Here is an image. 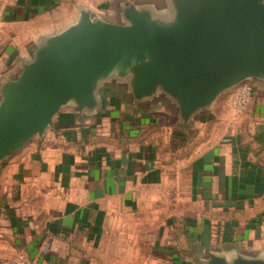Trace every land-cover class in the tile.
Returning <instances> with one entry per match:
<instances>
[{"label": "crops", "instance_id": "crops-1", "mask_svg": "<svg viewBox=\"0 0 264 264\" xmlns=\"http://www.w3.org/2000/svg\"><path fill=\"white\" fill-rule=\"evenodd\" d=\"M0 103L51 39L132 11L174 25L179 0H2ZM237 114L227 90L184 112L162 83L103 76L0 160V257L31 264L264 261V79Z\"/></svg>", "mask_w": 264, "mask_h": 264}, {"label": "water", "instance_id": "water-1", "mask_svg": "<svg viewBox=\"0 0 264 264\" xmlns=\"http://www.w3.org/2000/svg\"><path fill=\"white\" fill-rule=\"evenodd\" d=\"M130 66L138 93L162 83L184 112L245 80L264 79V0H179L174 25L135 10L125 24L83 14L5 92L0 160L41 134L68 101L85 102L99 79Z\"/></svg>", "mask_w": 264, "mask_h": 264}, {"label": "built area", "instance_id": "built-area-1", "mask_svg": "<svg viewBox=\"0 0 264 264\" xmlns=\"http://www.w3.org/2000/svg\"><path fill=\"white\" fill-rule=\"evenodd\" d=\"M4 10L3 1L0 0V21ZM251 85L246 82L240 83L233 94L232 109L239 114L242 112L251 100ZM0 264H31L25 253L20 252L10 257H0Z\"/></svg>", "mask_w": 264, "mask_h": 264}, {"label": "rangeland", "instance_id": "rangeland-1", "mask_svg": "<svg viewBox=\"0 0 264 264\" xmlns=\"http://www.w3.org/2000/svg\"><path fill=\"white\" fill-rule=\"evenodd\" d=\"M244 82H246V83H248V81L247 80H245ZM242 83V82H241ZM249 84V83H248ZM239 84H237L236 86H233V87H231V88H229V89H227V91H229L230 92V94L231 93H234V91H235V89H236V87L238 86ZM250 85V84H249Z\"/></svg>", "mask_w": 264, "mask_h": 264}]
</instances>
